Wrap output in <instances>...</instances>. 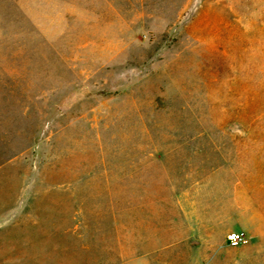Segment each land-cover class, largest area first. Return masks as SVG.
<instances>
[{"label":"rangeland","instance_id":"1","mask_svg":"<svg viewBox=\"0 0 264 264\" xmlns=\"http://www.w3.org/2000/svg\"><path fill=\"white\" fill-rule=\"evenodd\" d=\"M207 236L264 259V0H0V264Z\"/></svg>","mask_w":264,"mask_h":264},{"label":"crops","instance_id":"2","mask_svg":"<svg viewBox=\"0 0 264 264\" xmlns=\"http://www.w3.org/2000/svg\"><path fill=\"white\" fill-rule=\"evenodd\" d=\"M199 241L198 243H193V245H200V247L194 248V252L188 259L189 264H264V259L259 256L258 252L251 251L253 250L252 248L244 247L245 250L250 251L230 254L223 252L227 247L228 249L232 248V246L228 245L226 239L207 236L202 237ZM258 241L261 240L256 239L253 244H258ZM219 246L226 247L219 248Z\"/></svg>","mask_w":264,"mask_h":264},{"label":"built area","instance_id":"3","mask_svg":"<svg viewBox=\"0 0 264 264\" xmlns=\"http://www.w3.org/2000/svg\"><path fill=\"white\" fill-rule=\"evenodd\" d=\"M228 240L232 243V244H237L239 243L241 240H243V235L240 232H231L230 234H228Z\"/></svg>","mask_w":264,"mask_h":264}]
</instances>
